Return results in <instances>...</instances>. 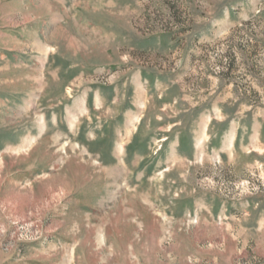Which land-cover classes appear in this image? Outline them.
<instances>
[{
    "label": "rangeland",
    "instance_id": "1",
    "mask_svg": "<svg viewBox=\"0 0 264 264\" xmlns=\"http://www.w3.org/2000/svg\"><path fill=\"white\" fill-rule=\"evenodd\" d=\"M0 264H264V0H0Z\"/></svg>",
    "mask_w": 264,
    "mask_h": 264
}]
</instances>
